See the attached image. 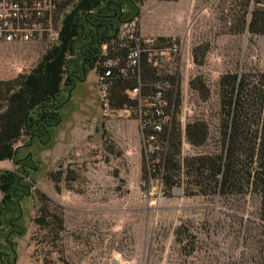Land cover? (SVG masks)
<instances>
[{
	"label": "rangeland",
	"instance_id": "374dc122",
	"mask_svg": "<svg viewBox=\"0 0 264 264\" xmlns=\"http://www.w3.org/2000/svg\"><path fill=\"white\" fill-rule=\"evenodd\" d=\"M135 3L143 12L142 35L173 36L181 48L180 60L169 69L175 84L167 92L163 120L180 129L183 183L168 188L160 175L147 171L146 151L157 146L162 158L164 145L142 137L136 109L145 108L143 98L137 107L117 108L122 94L131 99L129 89L109 95V83L107 101L101 99L107 82L101 78L103 59L62 90L55 126L21 139L15 159L0 161V169L19 166L21 178V232L5 228L0 235V264H264L256 198L198 194L186 188L182 166L186 157L220 150V77L264 75V34L247 30L252 11L264 10V0ZM50 47L0 43V80L28 73ZM191 80L201 81L206 91L191 89ZM142 94L148 95L149 87ZM194 120L209 129L200 146L189 144L184 133Z\"/></svg>",
	"mask_w": 264,
	"mask_h": 264
},
{
	"label": "trees",
	"instance_id": "16d2710c",
	"mask_svg": "<svg viewBox=\"0 0 264 264\" xmlns=\"http://www.w3.org/2000/svg\"><path fill=\"white\" fill-rule=\"evenodd\" d=\"M134 4L135 0H82L73 4L63 14L58 42L41 56L35 66L28 73L10 80H0V161L15 159L17 144L21 139L58 123L62 90L72 87L76 81L84 79L89 70L99 66L104 59L101 44L114 39L120 23L137 13ZM247 30L254 35L264 34L263 9L256 7L252 11ZM159 38L166 39L163 36ZM121 57L118 67L112 69L109 95L135 88L138 75L140 96L147 101H144L146 105L142 109V106L137 107L136 100L122 94L114 106L121 108L131 103L137 107L143 119L153 121L155 118L148 107V99L154 94L156 84H164L163 112L166 117V95L173 88L175 78L170 76L169 70L153 68L145 57L141 58L137 73L128 70L123 76L117 71L125 66L123 54ZM263 76L259 80L247 72H237L225 73L220 77V150L215 154L186 157L182 163L186 169V188L190 187L198 194L205 195L209 191L213 198L219 199L240 195L256 198L260 228H264ZM197 81L191 80L190 88L199 92L205 90L204 84ZM146 87H149V94L144 96L142 93ZM163 119L159 120V131L144 124L141 132L147 144L156 138L164 145L162 158L157 157V146L148 148L145 162L147 171L160 175L162 182L164 180L170 188L182 182L178 160L180 129L175 122L167 123ZM184 133L189 144L200 146L206 142L209 129L204 121L194 120L185 125ZM19 170V166L17 170L0 169V235L5 228L14 234L21 232L17 198L21 184ZM9 250L14 256L15 248L9 246ZM3 254L4 251L0 250L1 258Z\"/></svg>",
	"mask_w": 264,
	"mask_h": 264
},
{
	"label": "built area",
	"instance_id": "2783aa9c",
	"mask_svg": "<svg viewBox=\"0 0 264 264\" xmlns=\"http://www.w3.org/2000/svg\"><path fill=\"white\" fill-rule=\"evenodd\" d=\"M82 0H0V43H44L55 45L59 40L61 20L66 8ZM153 2H174L176 0H147ZM138 9L129 20L120 23L116 37L109 42L101 44L104 55L102 80L107 81L102 85L103 101H107L108 85L113 75L112 69L122 58L125 66L118 68V73L126 76L128 70L137 73L140 60L145 57L147 62L156 70L174 67L181 56L178 40L165 37L162 40L155 36H144L140 32L139 24L142 12ZM67 10V9H66ZM123 9L122 11H124ZM163 85L156 84L154 94L148 99L151 115L155 120L143 119L138 114L140 129L144 124L151 125L154 130L161 129L159 120L163 119ZM141 82L137 75V85L128 91L131 99L142 102L140 96ZM143 101H147L144 99ZM139 106V105H138Z\"/></svg>",
	"mask_w": 264,
	"mask_h": 264
},
{
	"label": "crops",
	"instance_id": "0c3cea01",
	"mask_svg": "<svg viewBox=\"0 0 264 264\" xmlns=\"http://www.w3.org/2000/svg\"><path fill=\"white\" fill-rule=\"evenodd\" d=\"M142 14H143V12H142ZM141 18H142V17H141ZM151 36H158V37H160L161 34H153V35H151Z\"/></svg>",
	"mask_w": 264,
	"mask_h": 264
}]
</instances>
